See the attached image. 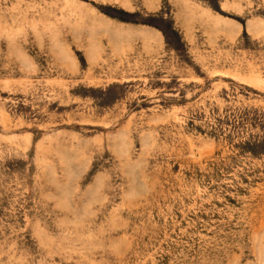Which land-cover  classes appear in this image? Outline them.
Wrapping results in <instances>:
<instances>
[{
    "label": "rangeland",
    "instance_id": "374dc122",
    "mask_svg": "<svg viewBox=\"0 0 264 264\" xmlns=\"http://www.w3.org/2000/svg\"><path fill=\"white\" fill-rule=\"evenodd\" d=\"M0 264H264V0H0Z\"/></svg>",
    "mask_w": 264,
    "mask_h": 264
}]
</instances>
